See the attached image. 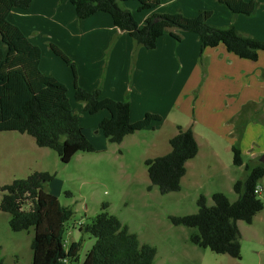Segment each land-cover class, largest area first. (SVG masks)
I'll use <instances>...</instances> for the list:
<instances>
[{"label": "rangeland", "instance_id": "obj_1", "mask_svg": "<svg viewBox=\"0 0 264 264\" xmlns=\"http://www.w3.org/2000/svg\"><path fill=\"white\" fill-rule=\"evenodd\" d=\"M252 1L257 7L248 17L233 16L225 6L214 0H161L159 11L167 14L179 11L189 19L195 18L199 11L210 12L209 22L212 25H233L240 34L264 41V0ZM137 6L136 1L120 3L121 8L131 12L136 22L141 23L145 12H138ZM221 10H225V14ZM30 14L28 19L8 15L7 20L12 25L17 22L23 29L20 31H24L32 40L30 43L40 49V71L44 70V74L51 75L66 87L72 111L79 118L94 152L77 153L69 163L63 164L54 151L38 149L28 135L0 133V186L27 178L37 167L54 175L46 190L54 194L62 206L73 211L62 234L67 248L75 240L78 225L89 224L101 212V205L107 204V212L136 234L140 244H148L156 249L154 264H264V207L250 225L238 222L241 233L240 259L193 245L189 237L196 230L173 226L169 221L171 216L196 213V201L200 195L206 197L209 206L213 205L211 195L214 193H223L230 202L236 201L233 183L244 179L247 174L244 166L233 164L231 147L239 148L241 139L236 140V137L241 138L248 124H243L241 114L230 117L229 112H222V108L230 104L236 107L233 108L234 113L241 111L240 104L246 100L242 97L249 90L242 88L247 81L233 74L225 77L226 80L214 76L216 81L209 77L204 82L203 74L197 72L193 75L197 83L190 86L188 91L183 92L180 88V92V76L176 74L179 59L174 52L171 67L155 78L147 76L143 84L146 97H142L135 80L138 77L135 61L137 48L143 47L136 45L127 35L121 36L117 30L112 31L108 15H105L110 22L108 26L103 22L89 24L86 23L87 19L80 21L68 0H35ZM170 31L181 41L180 34L184 31ZM174 42L177 43L175 39ZM117 49L122 52L115 58ZM259 53L263 54V62L264 52ZM201 57L196 56L193 63L199 64ZM258 60L246 61L257 64ZM189 70L185 73L188 74ZM76 86L88 92L98 89L102 98L115 101L128 99L132 105L131 119L136 122L143 120L146 114L156 116L158 120L152 121L123 144L110 143L103 135L96 133L99 121L103 115L107 116V112L86 113L83 104L74 99ZM216 92L224 93L223 98L216 99ZM262 112L253 115L247 122L252 124L251 128L255 125L256 129L250 137V131L247 134V151L241 155L244 164L251 160L252 155L259 157L264 153V121L260 120ZM218 117L225 121L218 122ZM211 124L214 127L212 130ZM191 126L200 145V155L188 163L180 191L162 195L155 186L148 189L150 181L145 160L168 154V141L177 134V127L186 130ZM16 140L27 142L25 158H17L15 153L10 152L11 157L5 153L6 146L13 145ZM39 152H44V155L41 165L36 166L31 161L40 155ZM16 165L19 167L15 168ZM259 185L264 187V177ZM1 197L0 192V202ZM258 197L264 205V192L261 191ZM9 220V214L0 210V264H32L30 245L34 230L13 232ZM83 235L80 259L84 258L85 251L94 240L88 234Z\"/></svg>", "mask_w": 264, "mask_h": 264}, {"label": "trees", "instance_id": "obj_2", "mask_svg": "<svg viewBox=\"0 0 264 264\" xmlns=\"http://www.w3.org/2000/svg\"><path fill=\"white\" fill-rule=\"evenodd\" d=\"M126 1H136L138 12L155 9L161 3V0H68L78 20L105 13L114 27L146 50L155 49L157 40L166 33L179 42L180 38L170 31L176 29L198 37L200 55L205 49L223 46L226 52L239 59L256 62L259 52H264V41L240 34L233 25H211L210 12L199 11L190 19L179 11L153 15L139 27L132 13L120 7V3ZM214 1L225 6L233 16H251L257 7L252 0ZM31 5L32 0H0V133L28 135L37 147L54 151L60 162L67 164L77 153L94 152V147L72 111L66 87L40 71V49L7 20L10 11L28 10ZM54 51L59 53L57 49ZM69 65L73 68L72 64ZM74 99L82 103L84 111L90 115L104 110L109 113L99 123L98 130L110 143L120 144L126 136L142 131L158 120V117L146 114L143 120L130 122L128 99L102 98L98 89L88 92L76 86ZM168 144V154L144 162L150 181L148 189L155 186L162 195L180 191L186 163L198 153L190 128L177 127V134L169 139ZM231 151L233 164L241 166L239 148L232 146ZM245 171L246 177L237 180L232 187L237 196L235 202H230L223 193H214L211 195L213 205L208 206L206 197L200 195L196 201V213L171 216L170 223L196 230L189 237L193 245L240 259L238 222L250 225L264 207L254 193L264 176V164H247ZM53 179L54 175L48 172L34 171L25 179L0 186V210L9 214L11 231L34 230L30 245L32 264H62L64 259L68 264H154L156 249L140 244L136 234L107 212V204L101 205V212L89 224L79 227L82 233L95 240L84 259L80 261L79 256L83 244L81 238L65 249L62 234L73 211L62 206L57 197L46 190V185Z\"/></svg>", "mask_w": 264, "mask_h": 264}, {"label": "crops", "instance_id": "obj_3", "mask_svg": "<svg viewBox=\"0 0 264 264\" xmlns=\"http://www.w3.org/2000/svg\"><path fill=\"white\" fill-rule=\"evenodd\" d=\"M45 1H47V0H45ZM34 2H35V0H32V6L28 10L14 9V10L10 11L9 15H17V17H19L20 19H28L31 16L30 11L34 6ZM159 8L161 9V4L159 6H157L155 9H152L149 11H144L145 14L143 16V18H144L143 22H141V23L137 22L139 27H142L144 21L153 15L167 14V13L160 12ZM221 13L225 14V10H221ZM105 15H107V14L97 13V14L87 18L86 23L98 24V23L103 22V23H106L107 26L110 22L112 24V21L110 20V22H109V20H107ZM16 23L17 22L14 23L15 24L14 26L17 25ZM34 26L36 27V24H34ZM18 28L20 30H23L19 26H18ZM111 29H112V31L117 30L121 36H123V34L127 35L126 33L121 32L119 29L114 27L113 24H112ZM21 32L28 39L29 42L32 41L26 35V33H24V31H21ZM180 36H181V41L175 43L174 39L171 36L164 34L162 37H160L157 40L155 49L146 50L144 48H137L135 68H136V71L138 72V77L135 80H136V83L138 84L137 85L138 91L142 93V97H146V93L144 92L145 86H143V84L145 83L147 76L151 75L153 78H155V76L157 74L164 73V71L167 68L171 67L172 61H173L171 55L174 52H176V55L178 56V59H179V69L176 72V74L180 76V78L178 80V85H179L178 90L179 91H180V88L183 89V92H184V90L188 91L190 89V86L195 85L197 83V78L195 79L193 77V75H195L194 73H197V72L203 74L202 79H204V82L206 80L208 81L209 77L212 79H215L214 76H216L217 78H219L221 80H223V79L226 80L225 77L232 76L233 74L237 75L238 77L243 78L244 80L247 81V84L245 86H243L242 88H248L249 90L242 97L246 100L244 102H241V104H240L241 111H239L238 114H237V112L234 113L233 108H236V107H232L230 104H229V106L226 105L225 107L222 108L223 109L222 112L223 113L229 112L228 114L230 115V117L233 115L234 116L238 115V117H239L241 114V116H243V118H242L243 124H245V123L248 124V125H246V127L244 129V133L241 136V138L238 135L236 137V140L241 139L239 142V144H240L239 150H240L241 155H242L244 152L247 151V149L245 148L246 141H247V134L250 131V134H249V137H250L251 134L256 129L255 125H253V127L251 128L250 125H252V124L251 123L249 124L247 122L250 120L251 117H253V115H256L261 110H263V112H262V116H261L260 120L264 121V61L261 62V58L263 57V54L259 53V60H258L259 62L257 64H251V63L247 62L246 60H240L239 58H236V56L226 52V50L223 46H218L214 49H205L201 54L202 57L199 60V64H195V63H193V60L196 58V56H198V55H199V57L201 56L199 54V45L200 44H199L198 37L195 34L189 33V32H182L180 34ZM121 52H122L121 49L115 50L114 57L115 58L118 57L119 54H121ZM39 67L41 69V63L39 65ZM234 67H237L238 69H235ZM187 70H189L188 74L185 73V72H187ZM42 72L44 73V70H42ZM215 81H216V79H215ZM249 81H251L252 85H250ZM257 83H258V85H257ZM214 84H215V82L213 81V85ZM256 90H258V91H256ZM137 94L139 95V93H137ZM212 95H213V92H212ZM223 95H224V93L216 92L215 98L216 99L223 98ZM226 96H227V93L225 94V97ZM131 111H132V105L130 104V122L134 123V122H136V120L131 119ZM217 112H219V111H217ZM107 116H109L108 112H107ZM107 116L103 115L102 118L104 119ZM103 119H101V120H103ZM218 119H219V117H218ZM220 119L218 120V122L223 123L225 121V119H223L222 117ZM100 122L101 121H99V123ZM99 123H98V125H99ZM98 125H97L96 133L103 135L98 130ZM210 127H212V128H210V130L214 129L212 124ZM191 129L193 131L195 140H196L197 145H198V153L196 155V157H198L200 155V145H199V142L197 140L196 133H195L194 129L192 128V126H191ZM263 129H264V127H263ZM216 130H217V128H216ZM83 133L85 135L84 131H83ZM134 135L135 134L126 136L120 144H123L126 139H128L129 137H133ZM86 138H87V136H86ZM130 139H133V138H130ZM244 142H245V144H244ZM38 149H46V148H38ZM27 150H28V146H27V142L25 140H16V141H14L13 145H7L6 146L5 153L10 154L11 157H12L11 153H15L18 156L17 158H21V157L25 158L26 154H27ZM40 151H42V150H40ZM39 153H40V155L33 157V160L31 161L36 166L41 165L40 161L44 155V152H39ZM263 154L264 153H262L259 157H255V155H252L251 160L246 164H244L242 161L241 166H244V168H245V165H247V164L253 165V164L259 162V158ZM196 157L194 159H196ZM37 159H39V160H37ZM194 159L189 160L186 163V169H187L188 163L193 161ZM17 162H20V161H17ZM14 167L17 168V167H19V165H16ZM34 170L38 171V172H44V170L39 169L38 167H37V169H34ZM258 186H260L261 191L264 192V187L259 185V183H258ZM81 226H83V225H81ZM238 227H239V225H238ZM239 230H240V227H239ZM83 234L84 233H82L80 231V229L77 228L75 235H74L75 240L73 242H77L82 237ZM83 236L85 237V235H83ZM83 242H84V240H83ZM94 242H95V240H93V242L91 243V246L88 247V249L85 251V255L90 250V248L93 246ZM85 255H84V257H85ZM83 259H80V261H82Z\"/></svg>", "mask_w": 264, "mask_h": 264}, {"label": "built area", "instance_id": "obj_4", "mask_svg": "<svg viewBox=\"0 0 264 264\" xmlns=\"http://www.w3.org/2000/svg\"><path fill=\"white\" fill-rule=\"evenodd\" d=\"M260 192H261V187H260V186H257V187L255 188V190H254V193H255L256 195H259ZM78 226L81 227V225H78ZM64 248L67 249L66 242H64ZM62 264H68L67 260H66V259L62 260Z\"/></svg>", "mask_w": 264, "mask_h": 264}, {"label": "water", "instance_id": "obj_5", "mask_svg": "<svg viewBox=\"0 0 264 264\" xmlns=\"http://www.w3.org/2000/svg\"><path fill=\"white\" fill-rule=\"evenodd\" d=\"M259 163L264 164V154L259 158Z\"/></svg>", "mask_w": 264, "mask_h": 264}]
</instances>
